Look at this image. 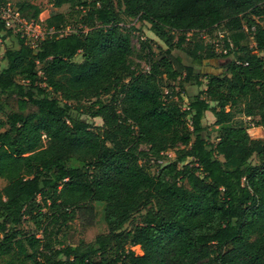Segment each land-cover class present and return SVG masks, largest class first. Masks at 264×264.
<instances>
[{
  "label": "trees",
  "instance_id": "16d2710c",
  "mask_svg": "<svg viewBox=\"0 0 264 264\" xmlns=\"http://www.w3.org/2000/svg\"><path fill=\"white\" fill-rule=\"evenodd\" d=\"M50 2L47 29L70 17L81 28L35 47L0 18V261L264 264V138L249 134L264 130V24L256 18L264 0ZM19 10L28 20L42 11L29 2ZM127 18L149 22L169 44L149 51L146 72L131 67ZM218 26L220 52L204 35ZM215 59L222 70L205 71ZM177 80L205 87L185 101ZM207 111L219 126L215 141L204 135ZM235 111L249 124L233 125ZM171 150L175 158L153 172L151 159ZM95 202L105 203L99 225ZM136 214L140 222L127 229ZM76 218L81 237L67 241ZM26 220L35 227L24 235L17 228Z\"/></svg>",
  "mask_w": 264,
  "mask_h": 264
},
{
  "label": "rangeland",
  "instance_id": "374dc122",
  "mask_svg": "<svg viewBox=\"0 0 264 264\" xmlns=\"http://www.w3.org/2000/svg\"><path fill=\"white\" fill-rule=\"evenodd\" d=\"M1 3L4 5H10L11 9L14 8H19L21 4L24 2H29L31 4H35L40 6L42 9L38 19L35 21V24L37 23L38 25L41 26V31L43 34H54L57 33L59 35L69 33V32H75L78 30V28H81V26H78L73 18H69L67 24L60 30H51L47 29L44 25V21L46 18L49 17L50 13L54 10L52 3L50 0H0ZM60 10V9H59ZM61 10H65L62 8ZM121 11V10H120ZM257 19L261 20V23L264 24V15L260 19L259 17H256ZM135 20V19H134ZM126 26H129V33L132 38V46H133V53L130 57V64L132 69L135 72H140V71H148L149 70V65L146 62V55L149 53V51L155 52V53H161L165 51L167 48H169V44L167 41L161 39L159 36H157L153 30L151 29V24L146 21H138L135 22V25H133L132 20L127 18L125 21ZM37 28V27H36ZM171 36H173V41L176 42L178 39L179 33L171 31L170 32ZM225 32L223 31V28L221 26H218L212 33H205V39L206 41L210 42L211 44L214 45L215 49L220 52V50L223 48V36ZM251 43L254 44L253 39L251 38ZM172 53L174 57H179L181 62L185 64H192L193 59L182 49L179 48H172ZM5 52V46L2 45L0 49V56ZM75 61H81L82 60V55L78 54L74 57ZM224 63L220 60H213L208 62L207 64L205 63L204 65L201 66L205 71H213V69L216 70V72H220L222 69V65ZM178 65V63L176 64ZM202 69V70H203ZM168 83V82H167ZM180 80L172 82V84H176L177 90L180 91V95L184 98V100H189L191 96L196 94L199 90L205 87V85L199 87L197 85H185L184 88H181L179 86ZM168 92L167 88L164 89V91ZM105 99H109V96H104ZM0 118L5 119L6 115L3 111H0ZM90 121H93L97 125H102L103 120L100 117L96 118H91L88 117ZM216 117L211 111L206 112V118H205V125L207 126L206 131L204 132V135L208 137L210 140H217L218 134H219V126L215 124ZM232 124L233 125H248L249 124V118L245 117L243 114L240 112L235 111V115L232 119ZM249 134L253 138H264V130L260 127H252L249 129ZM175 158V153L171 150L168 152L163 153V157L160 159H151V170L153 172H157V166L163 165ZM251 161L253 163L258 162V157L253 156L251 158ZM7 184V180L3 179L0 177V191L4 188V186ZM95 210H96V223L97 225L101 224L104 219V211H105V203L101 202H95L93 203ZM140 215L136 214L134 218L126 225L127 229L133 228L136 224L140 222ZM34 224L26 220L22 224L18 226L17 229L22 230L25 234H30L34 232ZM82 234V226L80 224V220L78 218L74 219L72 221V224L70 226V229H68L64 235L65 240L67 241H73L74 239H78L81 237ZM37 236H40L38 234ZM136 254H142L143 251L140 248V246H132L131 247ZM9 258L4 257L1 261L0 264H9Z\"/></svg>",
  "mask_w": 264,
  "mask_h": 264
},
{
  "label": "built area",
  "instance_id": "2783aa9c",
  "mask_svg": "<svg viewBox=\"0 0 264 264\" xmlns=\"http://www.w3.org/2000/svg\"><path fill=\"white\" fill-rule=\"evenodd\" d=\"M0 18H2L5 21L6 25L15 33H19L22 36H27L35 47H37L39 42L47 35L43 34L40 25H38L37 23L35 24L36 20H28L26 17L22 16L19 8L11 9L10 5H4L3 3H1V1ZM50 29L53 30V28ZM251 30L254 31L255 27H252ZM2 55L0 56V61Z\"/></svg>",
  "mask_w": 264,
  "mask_h": 264
}]
</instances>
